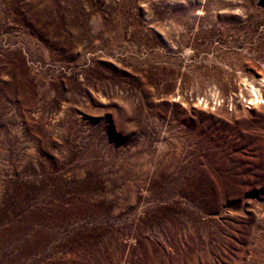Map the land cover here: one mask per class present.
<instances>
[{
  "label": "rangeland",
  "instance_id": "1",
  "mask_svg": "<svg viewBox=\"0 0 264 264\" xmlns=\"http://www.w3.org/2000/svg\"><path fill=\"white\" fill-rule=\"evenodd\" d=\"M0 264H264V0H0Z\"/></svg>",
  "mask_w": 264,
  "mask_h": 264
},
{
  "label": "bare ground",
  "instance_id": "2",
  "mask_svg": "<svg viewBox=\"0 0 264 264\" xmlns=\"http://www.w3.org/2000/svg\"><path fill=\"white\" fill-rule=\"evenodd\" d=\"M254 93H255V97H254V99H252V100H247L246 102L250 105V104H254V103H256V101H258V99H259V96H258V90H256V89H254Z\"/></svg>",
  "mask_w": 264,
  "mask_h": 264
}]
</instances>
